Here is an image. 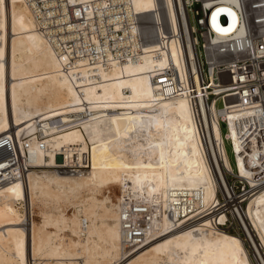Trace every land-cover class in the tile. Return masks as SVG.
Masks as SVG:
<instances>
[{
	"label": "bare ground",
	"instance_id": "1",
	"mask_svg": "<svg viewBox=\"0 0 264 264\" xmlns=\"http://www.w3.org/2000/svg\"><path fill=\"white\" fill-rule=\"evenodd\" d=\"M132 3L146 26L169 18L168 49L154 57L158 44L150 40L140 58L98 64L91 74L82 59L64 67L65 56L38 30L23 0H0V135L26 141L30 152L26 170L0 185V264H253L242 237L217 225L226 214L216 189L232 194L222 172L216 180L211 171L201 130L212 142L220 139L215 117L222 109L200 98V127L188 98L166 96L152 79L156 69L180 64L178 27L192 40L185 11L180 21L172 0ZM234 22L231 15L230 27ZM219 153L230 168L226 149ZM75 164L89 169L69 168ZM183 188L205 206L177 221L164 214L160 233L124 247L121 195L133 191L166 206ZM235 201L228 199L264 264V183L247 195L243 211Z\"/></svg>",
	"mask_w": 264,
	"mask_h": 264
},
{
	"label": "built area",
	"instance_id": "2",
	"mask_svg": "<svg viewBox=\"0 0 264 264\" xmlns=\"http://www.w3.org/2000/svg\"><path fill=\"white\" fill-rule=\"evenodd\" d=\"M23 2L30 9L38 30L57 53L65 56L64 67L82 59L93 66L91 74H97L98 64L107 66L111 61L140 58L144 43L150 40L158 44L153 56L160 57L168 49V37L174 33L168 17L162 22L157 19L150 26L144 25L132 0ZM172 2L180 21L185 11L192 40L178 27L175 35L180 45V64L168 63L156 69L159 72L152 79L161 85L159 89L166 96L183 93L191 103L200 127L203 123L200 98L208 108L216 104L218 110L222 109L215 117L219 127L221 122L226 127L221 131L220 139L214 138L212 142L202 130L201 139L216 180L217 177L221 179V171L232 194L230 197L226 190L224 194L219 186L215 192L218 207L226 214L225 220L217 223L223 226L228 219L227 207L232 205L228 199L234 197L242 209L247 195L264 183V0ZM231 15L235 22L230 27ZM218 101L220 105H217ZM231 129L234 135H231ZM36 134L42 143L41 133L37 131ZM226 141L233 156L230 168L219 153V147L225 148ZM213 148L218 152L217 161ZM6 154L9 155L5 159ZM29 155L26 141L22 145L14 144L7 134L0 135V185L26 170L24 158L28 159ZM238 156L243 168L250 171L254 184L248 179L247 172H240ZM186 190L183 188V192L175 195L166 206L133 191L122 194L119 221L124 247L132 249L160 233V220L164 214L177 221L205 206L198 193L190 194ZM220 195L225 200L223 203H220ZM232 206L234 208L236 204Z\"/></svg>",
	"mask_w": 264,
	"mask_h": 264
},
{
	"label": "rangeland",
	"instance_id": "3",
	"mask_svg": "<svg viewBox=\"0 0 264 264\" xmlns=\"http://www.w3.org/2000/svg\"><path fill=\"white\" fill-rule=\"evenodd\" d=\"M220 104H221V102L218 101L217 102V105H220ZM220 128H221V131H224L226 129L225 124L223 122H221ZM225 149H226L227 155L229 157L230 163L232 165L233 164V162H232L233 161V156H232V152L230 150V145H229V142L228 141L225 142ZM87 157H88V155L86 154V163L85 164H87ZM60 158H61V156L59 157V159ZM60 160H63L64 161V156ZM75 166H78V164H75ZM69 168H77V169H86L87 168V169H89L87 166H85V167H83V166H80V167H73V166H71ZM230 185H232V181L231 180H230ZM110 189H111V192L110 193L112 195L113 200L117 201L116 200V196L119 193L118 186L117 185L110 186ZM224 194H225V192H224ZM98 195H100V194H98ZM219 200H220V203H223L225 201V200H223L221 198V195H220V199ZM245 205L247 206V201L243 202L242 208L244 207V209H245L246 208ZM67 208H68V212H70L73 209V207H71L70 205L67 206ZM227 208H228V211H227V217H228V219H227L226 223L222 227L224 229H226L227 231H229V232H232V233H235V234L241 236L242 239H243V244L245 245V247H246V249H247V251L249 253V256H250L253 264H261L260 262H258V260L256 258L255 249H254V246H253V243H252L251 238L248 236L247 232L245 231V228L243 227L242 223L240 222L238 215H235L233 213V209H232L233 206L230 205ZM26 209H27V207L25 206L24 203L17 205V210L22 215L25 213V210ZM38 210H39V208L38 207H35V216H38V214H39L38 213L39 212ZM241 210L243 211V209H241ZM38 219H39V217H38ZM263 250H264V248L262 249V251Z\"/></svg>",
	"mask_w": 264,
	"mask_h": 264
}]
</instances>
